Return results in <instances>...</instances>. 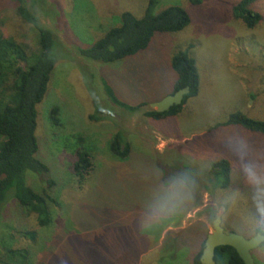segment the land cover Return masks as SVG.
<instances>
[{"label":"rangeland","instance_id":"obj_1","mask_svg":"<svg viewBox=\"0 0 264 264\" xmlns=\"http://www.w3.org/2000/svg\"><path fill=\"white\" fill-rule=\"evenodd\" d=\"M238 1L203 0L191 6L188 0H159L155 12L171 4L188 6L189 23L176 32L154 33L134 54L97 62L81 56L78 49L117 25L122 12L143 15L147 0H23L56 36L55 65L37 106L35 130V157L49 172L27 171L25 179L32 186L53 180L58 205L51 210V222L40 227L34 216L17 214L9 201L0 218V245L28 244L16 231L33 228L38 232L33 248L36 264H190L191 252L208 234L197 220V209L185 214L177 226L141 228V177L163 165L180 142L213 120L241 111L264 121V0L257 8L263 17L252 27L234 16ZM19 5V0H0L3 30L34 44L35 32L18 14ZM179 51L194 61L197 94L188 97L173 116H144L149 104L173 93L176 74L171 59ZM104 84L122 102L145 105L134 113L126 111L112 103ZM56 105L64 123L57 132L48 118ZM244 130L264 145V136ZM118 131L129 147L126 158L109 149ZM79 137L84 138L81 144ZM197 139L206 143L209 137ZM78 147L90 151L93 163L81 185L73 171ZM263 221L261 214L257 226Z\"/></svg>","mask_w":264,"mask_h":264},{"label":"trees","instance_id":"obj_2","mask_svg":"<svg viewBox=\"0 0 264 264\" xmlns=\"http://www.w3.org/2000/svg\"><path fill=\"white\" fill-rule=\"evenodd\" d=\"M18 14L35 32L36 41L31 44L13 35H6L3 28L4 18H0V218L5 205L14 202L17 214L24 217L34 216L40 227L51 222V210L58 205L55 182L47 180L45 186L29 185L25 173L31 171L46 175L49 167L35 157L37 140V106L47 91L48 81L55 65L54 45L56 36L51 29L40 23L38 18L19 0ZM159 0H147L143 15L134 16L130 12L119 15L117 25L110 27L90 46L79 48L78 52L86 59L97 62H112L126 54H134L143 49L154 33L176 32L184 28L190 21L188 6L171 4L155 12ZM260 0H239L234 4L233 14L241 18L246 26L252 27L261 21L263 15L257 10ZM203 0H188L189 5H200ZM171 67L176 74L173 92L189 86L190 92L182 103L169 110L158 113L147 110L143 115L153 119L173 116L181 109L188 97L198 92V77L194 61L187 52L179 51L171 59ZM106 94L113 104L130 113L139 111L144 103L129 105L119 100L113 90L104 84ZM51 127L57 132L63 128L60 106H53L48 114ZM227 120L250 132L264 136V121L252 119L241 111L231 113ZM83 137H79L81 144ZM122 145H124L123 150ZM110 151L119 158L129 155L128 144L123 143L122 133L116 132L109 143ZM229 165L225 163L220 171L214 170L217 178L228 175ZM93 170L90 151L83 147L76 148L74 175L81 184ZM192 210H196L193 208ZM191 210V211H192ZM185 216V215H184ZM176 219L177 226L182 219ZM169 224V223H167ZM264 225V221L261 222ZM259 225V226H261ZM16 233L28 244L2 243L0 245V264H36L37 230L33 228L17 230ZM206 238V236H205ZM205 238L190 255V264H202L200 255ZM216 264H244L236 251L230 246L215 249Z\"/></svg>","mask_w":264,"mask_h":264},{"label":"clouds","instance_id":"obj_3","mask_svg":"<svg viewBox=\"0 0 264 264\" xmlns=\"http://www.w3.org/2000/svg\"><path fill=\"white\" fill-rule=\"evenodd\" d=\"M202 136L208 142L197 139ZM225 163L228 175L217 178L214 170ZM141 183V228L174 222L196 208L203 231L230 232L264 264V225L256 224L264 214V145L244 129L213 120L180 142L163 165L149 169Z\"/></svg>","mask_w":264,"mask_h":264},{"label":"water","instance_id":"obj_4","mask_svg":"<svg viewBox=\"0 0 264 264\" xmlns=\"http://www.w3.org/2000/svg\"><path fill=\"white\" fill-rule=\"evenodd\" d=\"M189 86L177 89L172 94L163 97L161 100L149 104V109L158 113L169 110L172 106L180 105L184 97L189 94ZM124 146H122L123 150ZM220 246L232 247L244 264H255L251 252L249 251V244L238 239L230 232H225L218 227L211 233L206 235L204 247L200 255L202 264H216L214 255L215 249Z\"/></svg>","mask_w":264,"mask_h":264}]
</instances>
